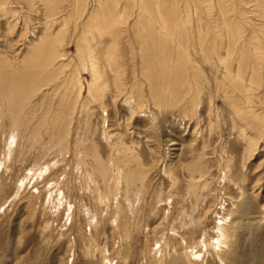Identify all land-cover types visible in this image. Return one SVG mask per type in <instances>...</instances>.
I'll use <instances>...</instances> for the list:
<instances>
[{
	"label": "rangeland",
	"instance_id": "rangeland-1",
	"mask_svg": "<svg viewBox=\"0 0 264 264\" xmlns=\"http://www.w3.org/2000/svg\"><path fill=\"white\" fill-rule=\"evenodd\" d=\"M85 1L79 17L75 0H0V264H264V63L245 62L252 45L264 54V0L164 1L187 49L163 63L190 89L170 96L152 81L158 100L132 14L114 47L119 72L88 92L79 51L106 46L94 30L80 41ZM47 38L63 69L38 79L26 65ZM74 70L78 95L62 82Z\"/></svg>",
	"mask_w": 264,
	"mask_h": 264
},
{
	"label": "bare ground",
	"instance_id": "bare-ground-1",
	"mask_svg": "<svg viewBox=\"0 0 264 264\" xmlns=\"http://www.w3.org/2000/svg\"><path fill=\"white\" fill-rule=\"evenodd\" d=\"M164 1H167V0H94L93 1V11L90 12L88 15H86V18L85 20L83 21V25L81 27V33H80V41L84 43V41H88V39L86 38V34L89 33L91 31L94 32V40H95V46H99V45H103V46H106V47H103L104 48V54H98L94 51L95 48H93L92 46L90 45H86L84 44V46H82V49L79 51V61H80V64H81V68L85 70V67L86 69H88V71H90V75H91V82L89 83V91L88 92H91V93H95V94H100L102 92L103 89L107 88V84L104 82V80L102 81L103 77L105 75H108V74H115L117 72H119V65H117V62H116V52H114V47H115V43L116 41L118 40V36L120 35V33L127 28V25H128V17H129V14H132L134 15L133 16V20L135 21L134 25L136 27H138V30L137 31V35L139 36L140 38V47L142 46V63L144 65L143 67V77L145 79V81L149 84V87L151 88V90L153 89V92L155 93H151L153 96H155L157 98V100L159 98H161L159 96L161 92V89L163 88L164 85L160 86V85H157L156 88L154 86V82L152 83V81H160V83L163 81L166 82L168 84V86L166 88V90L168 89L169 87V92H170V96H173V94L177 93L178 89H179V93H182L185 92L184 89L186 90V92L190 89H188V86L189 84L186 83L185 86H188V87H184V84H185V75H184V72L185 70H179L176 72V74H172L170 75V70L168 68H166L165 64L163 63V61L167 58V56H169V53L171 54L170 52V49L173 48V50H178V52L180 51V48H183V49H187L185 47V44L184 43L186 40H187V37L185 34L184 35V26L185 25H182V28L181 27V21L182 20H179L177 18V16L175 15V13H177L174 9H175V6L173 5H170L171 8H165L164 6ZM177 1V0H176ZM179 1V0H178ZM3 2V0H2ZM183 2V1H182ZM193 2V1H192ZM195 2V1H194ZM5 3V1H4ZM166 3V2H165ZM169 3H172V1H170ZM1 4V3H0ZM72 4V3H71ZM177 4V3H176ZM184 4V3H183ZM222 3L219 4V6L221 5ZM2 5V4H1ZM4 5V4H3ZM2 5V6H3ZM75 5L77 6V9L78 11L80 9H82L81 11L82 12H77L78 13V16L81 17L83 15V12L85 11V5H86V1L85 0H75ZM194 5V4H193ZM217 5H218V2H217ZM216 5V6H217ZM5 6V5H4ZM200 6V5H198ZM224 6V4H223ZM1 7V6H0ZM187 7V6H186ZM218 7V6H217ZM3 8V7H2ZM2 8H0L2 10ZM179 8V7H178ZM189 8V7H188ZM224 8V7H223ZM222 8V9H223ZM171 9V11H170ZM219 9V7L217 8ZM226 7L223 9L225 10ZM178 11V9H176ZM222 10V12H223ZM218 11V10H217ZM220 11V10H219ZM1 12V11H0ZM175 12V13H174ZM179 12V11H178ZM221 12V11H220ZM220 12H218L217 14L220 15V16H223L224 15H221ZM225 12V11H224ZM227 12V11H226ZM263 13V12H262ZM3 14V12L1 13ZM179 16V15H178ZM219 17V16H218ZM237 17V16H236ZM132 19V18H131ZM180 21H178V20ZM206 19V18H205ZM223 19V18H221ZM229 19V17H228ZM231 19V18H230ZM239 19V18H238ZM210 20V19H209ZM223 22V20H221ZM226 21V19H225ZM230 21V20H229ZM235 21V20H233ZM212 22V21H211ZM214 22V21H213ZM218 22V21H217ZM232 22V20H231ZM239 22V21H238ZM242 22V20H241ZM240 22V23H241ZM133 23V22H132ZM185 23V22H184ZM244 23V21H243ZM222 23H220L219 26H221ZM224 24V23H223ZM229 24V26L231 25L229 22L227 23V25ZM246 24V23H245ZM214 25V24H213ZM226 25V24H225ZM225 25H222L223 28L221 29H225L227 27H225ZM233 25V23H232ZM237 25V24H236ZM240 25V24H239ZM243 25V24H242ZM242 25L240 26V28L242 27ZM218 27V25H217ZM225 27V28H224ZM178 28L180 29V31H178L177 33H175L176 29L178 30ZM212 28V26H211ZM213 28H215V25L213 26ZM229 28V27H228ZM231 28V26H230ZM239 28V26H238ZM186 29V27H185ZM236 28L234 27V30ZM245 29H248V28H245ZM264 28H262L263 30ZM133 30V29H132ZM214 30V29H213ZM218 30L217 28L215 29V31ZM226 30V29H225ZM233 30V29H232ZM233 30V31H234ZM261 30V31H262ZM207 31V30H206ZM210 31V30H209ZM224 31V30H223ZM248 31V30H247ZM124 32V31H123ZM232 32V31H231ZM236 32V31H234ZM233 32V33H234ZM255 32V31H253ZM259 31L257 30V32L255 33H258ZM188 33V32H186ZM216 33V32H215ZM230 33V32H229ZM260 33V32H259ZM191 34V32H190ZM189 34V35H190ZM213 34V33H212ZM232 34V33H231ZM124 35V34H123ZM133 35H135L133 33ZM201 35V34H200ZM215 35V34H214ZM230 35V34H229ZM236 34L234 33V36ZM244 35V34H243ZM257 35V34H256ZM259 35V34H258ZM100 40L98 41L96 39V37ZM104 36H107L109 37L110 41L109 42H102L101 40L103 39ZM192 36V35H191ZM190 36V37H191ZM233 36V35H232ZM260 36V35H259ZM264 36V35H263ZM136 37V36H135ZM215 37V36H214ZM90 38H92V36H90ZM202 38V36H201ZM217 38V37H216ZM218 38H220L218 36ZM231 38V37H230ZM236 38V37H235ZM238 38V37H237ZM240 38V37H239ZM245 38V36H244ZM254 38V37H253ZM258 38V36H257ZM199 36H198V41H201L199 40ZM215 39V38H214ZM242 39V38H240ZM247 39V38H246ZM259 39V38H258ZM231 40H235V44L238 42L236 39H232ZM245 40V39H244ZM255 40V38H254ZM257 40V39H256ZM262 40V39H261ZM204 41V40H203ZM202 41V42H203ZM243 41V40H242ZM259 41V40H257ZM197 42V41H196ZM201 42V44H202ZM232 42V41H231ZM241 42V41H240ZM79 43V42H78ZM234 43V42H232ZM230 43V44H232ZM245 43H246V40H245ZM253 43V42H252ZM189 44V43H188ZM247 44V43H246ZM254 44V43H253ZM260 44V50L262 44ZM263 44H264V41H263ZM101 45V46H102ZM181 45V47H180ZM200 45V44H199ZM245 45V44H244ZM244 45L242 44L243 48H244ZM249 45V44H248ZM96 46V47H97ZM152 46V48H150ZM201 46V45H200ZM247 46V45H246ZM100 47V46H99ZM234 47V46H233ZM251 47V45L249 46ZM212 48V47H211ZM243 48H241L243 50ZM252 53H249L248 54V57L246 58L247 61L245 60V62H247L248 64H252V62L254 63H257V65L261 64L262 61L264 63V54H261L260 53V50H258L257 47H254L252 45ZM213 49V48H212ZM235 49V48H233ZM96 50V49H95ZM188 51V50H187ZM185 50V53L187 52ZM240 51V50H239ZM264 51V50H263ZM152 52V53H151ZM168 52V53H167ZM175 52V51H174ZM213 52H215L213 50ZM234 52V51H233ZM237 52V50H236ZM241 52V51H240ZM180 53V52H179ZM118 54V53H117ZM168 54V55H167ZM173 54V53H172ZM171 54V55H172ZM177 54V53H176ZM184 54V53H183ZM239 54V53H238ZM244 52L242 53V56ZM30 59H29V63H27V67L28 69L30 68L31 70H33V74L35 77H38L39 79V75L41 77V74L42 73H47L46 76H53L57 71H61V68L62 66H57L55 67V63L58 59H60L61 55L58 54L56 52V40L53 38H47V40H44L42 41L41 43L38 44L37 47L33 48L32 51L30 52ZM152 55V56H151ZM186 55V54H185ZM183 55V56H185ZM256 55H259L257 58H252V57H256ZM64 56V54H63ZM176 56V55H175ZM181 54L179 56H177V61L179 63V60L181 58H184ZM211 56V55H210ZM227 56V55H226ZM239 56V55H238ZM246 56V54H245ZM29 57V56H28ZM147 57V58H146ZM151 57V58H150ZM232 57V56H231ZM169 58V57H168ZM172 57H170L169 59H171ZM176 58V57H175ZM208 58V57H207ZM237 58V57H236ZM239 58V57H238ZM27 59V58H26ZM179 59V60H178ZM235 59V57H234ZM62 60V59H61ZM185 60V59H184ZM228 60V59H227ZM238 60V59H237ZM244 62V58L241 59V62ZM28 61V60H27ZM187 61V60H186ZM236 61V60H235ZM166 62V61H165ZM182 63V59L180 61ZM230 62V61H229ZM239 62V60L237 61ZM235 63V64H238V63ZM241 62H239L241 64ZM243 62L241 65H237V66H242L243 65ZM261 62V63H260ZM177 63V62H176ZM228 63V62H227ZM246 63V64H247ZM24 64V62H23ZM175 64V63H174ZM245 64V65H246ZM63 65V64H62ZM168 65V64H167ZM176 65V64H175ZM243 65V66H245ZM181 66L184 67V65L181 64ZM227 66V65H226ZM247 66V65H246ZM253 66V64H252ZM255 66V64H254ZM264 66V65H263ZM26 67V69H27ZM179 67V66H178ZM230 67V66H228ZM238 67V69H239ZM262 67V66H261ZM246 68V67H244ZM242 68V69H244ZM26 69H25V72H26ZM27 69V70H28ZM63 69V68H62ZM179 69V68H178ZM185 69V68H184ZM226 69V68H225ZM230 70V68H227ZM250 69V67H249ZM253 69V68H252ZM240 70V69H239ZM242 70H240L241 72ZM250 71V70H249ZM253 71V70H252ZM262 71V70H261ZM62 72V71H61ZM229 72V71H228ZM227 72V73H228ZM259 72V71H258ZM231 73V72H230ZM251 73V72H250ZM254 74V72H252ZM251 73V74H252ZM20 74V73H19ZM61 74V73H60ZM187 74V73H186ZM22 75V74H21ZM25 75V74H24ZM22 75V76H24ZM32 75V73H31ZM193 75H194V72H193ZM227 75V74H226ZM242 75V74H240ZM239 74H236V76H240ZM261 76V73L259 74ZM196 75H194L195 77ZM254 77H256V75H253ZM252 76V77H253ZM116 77V76H115ZM187 77V76H186ZM241 77V76H240ZM44 78V76H43ZM47 78V77H46ZM105 78V77H104ZM230 77H228L229 79ZM234 78V76H233ZM260 78V77H258ZM258 78H255L256 79V82L259 81ZM227 79V78H226ZM227 79V80H228ZM231 79V78H230ZM229 79V80H230ZM239 78H237L236 80H230L229 82L231 83V81H233V89L238 90V86L241 84V82H239L240 80H238ZM41 80V78H40ZM116 80V79H114ZM238 82H235L237 81ZM242 80V79H241ZM262 80V79H261ZM187 81V80H186ZM32 82V81H30ZM63 85L65 84V90L66 91H74L76 95L79 94V92L81 91L82 89V86L79 82V78L77 76V73L76 71L74 70L70 76L68 77H64L63 78ZM136 82V81H135ZM134 82V83H135ZM250 82L251 83H254L251 81L250 79ZM40 83V82H39ZM157 83V82H156ZM183 83V88H181L182 90H180L179 87H182ZM229 83V84H230ZM260 83V82H258ZM153 84V85H152ZM257 84V83H255ZM254 84V85H255ZM24 85V84H23ZM33 85V83H32ZM135 85V84H134ZM238 85V86H237ZM253 86V84H250ZM42 86V85H41ZM136 86H137V83H136ZM136 86H134L136 88ZM256 86V85H255ZM258 86V84H257ZM32 87V86H31ZM36 87V86H35ZM133 87V86H132ZM154 87V88H153ZM236 87V88H234ZM160 88V89H159ZM243 88V87H242ZM30 89V88H28ZM32 89V88H31ZM36 89V88H35ZM63 89V90H64ZM140 89V88H139ZM138 89V90H139ZM34 90V89H33ZM136 89H132L131 91H133ZM150 90V91H151ZM156 90V91H154ZM234 90V91H235ZM240 92L243 93V90L242 89H239ZM238 90V91H239ZM242 90V91H241ZM141 91V90H140ZM137 92V91H136ZM135 92V93H136ZM165 92V91H164ZM167 92V91H166ZM189 92V91H188ZM134 93V92H133ZM134 93V95H135ZM168 93V92H167ZM69 94V93H68ZM169 94V93H168ZM247 94V93H246ZM245 94V96H246ZM140 95V93H139ZM178 94H176L175 96H177ZM181 95V94H180ZM184 95V94H183ZM186 95V94H185ZM184 95V96H185ZM118 96V95H117ZM137 96V95H136ZM135 96V98H136ZM169 96V95H168ZM174 96V97H175ZM172 97V98H174ZM180 97V96H179ZM183 97V96H182ZM247 97H248V94H247ZM135 98H134V101H135ZM181 98V97H180ZM245 98V97H244ZM249 98V97H248ZM101 100V99H100ZM133 101V102H134ZM248 103L250 102V100H246ZM244 101V102H246ZM144 102V100L142 98H139L137 97L136 98V105H137V108L140 109L139 107H141L142 103ZM129 103V102H128ZM239 104V103H238ZM242 104V103H240ZM247 104V103H246ZM131 105V104H130ZM248 105V104H247ZM237 106V105H236ZM242 106V105H240ZM143 107V106H142ZM239 107V106H238ZM237 107V109H238ZM240 108V107H239ZM243 108V106H242ZM235 109V107H234ZM241 109V108H240ZM240 109H238L240 111ZM133 110V109H131ZM236 110V109H235ZM245 111V110H244ZM247 111V110H246ZM245 111V113H246ZM237 112V111H236ZM235 112V114H237ZM243 112V110L241 111ZM241 112H239L241 114ZM246 119V117H245ZM107 139V138H106ZM121 143V142H120ZM123 144V143H122ZM117 150V149H116ZM98 165V164H97ZM100 167V165L98 166ZM99 169V168H97ZM111 170V169H110ZM96 171H99V170H96ZM102 171V170H101ZM103 171H104V168H103ZM105 172V171H104ZM100 173V172H98ZM104 174V173H103ZM134 177V176H133ZM133 177H131V180L133 179ZM129 178V177H126V179ZM115 179V178H114ZM130 179V178H129ZM117 180V179H116ZM129 181V180H128ZM127 181V182H128ZM116 182V181H115ZM222 231V230H221ZM223 233V232H221ZM223 236H224V233H223ZM227 243V242H226ZM221 245V244H220ZM213 247V245H212Z\"/></svg>",
	"mask_w": 264,
	"mask_h": 264
}]
</instances>
